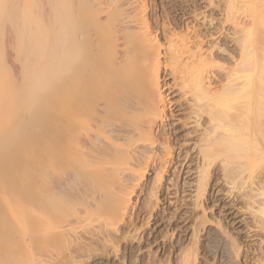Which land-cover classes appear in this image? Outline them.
<instances>
[{"label": "bare ground", "instance_id": "1", "mask_svg": "<svg viewBox=\"0 0 264 264\" xmlns=\"http://www.w3.org/2000/svg\"><path fill=\"white\" fill-rule=\"evenodd\" d=\"M18 1L5 0L4 7L7 13L5 26H2L0 21V30L3 32L4 40V50L0 44V122L4 121L5 117L7 118L5 113L10 108H19L21 114L29 108L32 109L31 104L41 98L44 100L45 96L40 94V97H35L37 100L31 99L25 102V100H21V91L20 93L17 91L13 95H6L9 81L8 68L6 67L7 56L12 57L13 55L10 49H6L7 45V48L8 46L14 47L15 54L24 63V67L28 68L26 73L24 72L25 77L27 75L31 79L26 77L24 91H34L36 85L46 77L53 78L51 77L53 74H55L54 78H56V74H67L64 78L66 79L68 76L67 83H65L68 86L66 87L68 95L67 98L65 97L67 105L64 104V107L66 106L64 112L66 123H62L65 122L61 118L64 115L61 117L57 115L60 118L59 122L51 118L54 120H51L53 124L50 121L49 123L53 126L48 131L46 127H43L46 122L44 116L39 115L40 112L33 111L28 118L21 116L10 126L6 125L4 130L0 131V143L3 145L9 143L11 139L20 134H15V131L22 128L28 121L36 124L39 149L46 151L48 148L50 150L54 145L53 149L58 150L55 148V145L59 144L57 139H59V135H62L60 132L65 130L63 135L67 140L70 153L78 156H75L77 162L82 159L88 165L92 163L94 166L95 163L102 168L108 167L104 166L105 164H111V167L114 164L113 168L117 166V173H127V175L117 177L121 186L118 185L123 189L119 195L120 204L117 208L125 213L131 194L127 188L137 186L140 180L139 171H143L151 165H155L154 167L158 168L160 173L162 170H167L170 165L177 164V159L176 163L173 161V154L177 155L176 151L183 146L182 141L184 143L192 141L195 153L197 152L195 157L197 163L194 162L196 163L194 169L200 173L198 174L199 180L196 181L198 193L204 194L208 178L217 169L224 172L222 173L225 180L234 185L233 189L238 187L240 191V189L249 187L248 190L254 192H246L247 189L241 191L238 210L247 213L253 219V221L250 219L252 223L249 221L251 225L249 222L245 223L247 224L246 230L249 231H246L247 235H260L262 240L264 239V170L254 174L252 166L257 162H253L252 165L251 161L257 159L258 156H264V0H204V5H200L202 0H183L181 4L179 3V6L181 5L180 16L178 13L171 17L167 16V13L164 15L163 12L166 10L164 8L163 15L159 14V18L155 19L151 18L149 14L148 0H25V3L24 0H22L23 3ZM217 9L221 11L222 18H219L221 20L220 23L218 22L219 24L215 22L217 24L215 26L220 25V27L215 28L212 23ZM172 13L170 12V14ZM217 13L220 14V12ZM150 19L155 23H151ZM227 22L231 24L229 26L231 31L223 33L224 28L222 34L225 38L224 36L222 38L220 36L221 29H223L221 25ZM219 39L220 42H216ZM223 45L224 47H222ZM14 66L16 65L14 64ZM163 74L164 76L170 75L171 81H163ZM52 86L54 88L55 84ZM174 92L179 95L177 94L178 98L175 99V103H171L168 96ZM170 97L174 101V98ZM58 99L61 97L59 96ZM58 103L56 102V105ZM61 106L62 111L59 107L58 111L63 113V104ZM47 127L49 126L47 125ZM184 130L187 132L185 133ZM48 135L51 138L50 143L53 144H51V148L47 142ZM64 147V145L60 146V149H64ZM45 153L43 154L45 155ZM116 153L117 159L115 158ZM185 155L188 156V154ZM107 156H111L110 159ZM64 159L66 160V158ZM189 159H191L190 156ZM41 160L38 162L44 169L40 168L39 172L41 173H39L40 178L38 179L41 185H44L48 177L45 176V173L49 171H45L46 162L43 163L42 160L41 163ZM183 161L178 162L179 168ZM82 162L70 165L74 169L71 170V173L66 170L68 173L66 176L69 175L68 181H62L61 185L57 184V189L61 190L60 187L64 188L70 184V179L74 175H78L77 172L79 173L78 167L86 166ZM40 164L38 163V165ZM260 164L262 165V163ZM96 167L97 165L93 169L96 170ZM100 168L98 172L102 169ZM156 168H154L155 172ZM102 172L104 173V171ZM159 172L157 173L159 174ZM93 176L95 175L91 177ZM126 176L132 179V183L126 184L127 186L124 184ZM57 180H55V184L59 182ZM97 180H95L96 183ZM157 180L159 177L156 178ZM100 182L99 179L98 183L100 184ZM88 183L90 184L91 181ZM52 185L54 187V184ZM44 186L47 187L48 184ZM150 186H154L153 183ZM71 187L76 190V187ZM81 187L83 188V186ZM114 187L113 185L112 188ZM82 190L87 191L84 188ZM100 190L101 188L98 192ZM111 190L115 193L114 189ZM83 191L82 193H84ZM95 191L92 192L95 193ZM109 191L107 190V192ZM96 193L94 196H97ZM107 196L110 197V195ZM44 197L46 196L44 195ZM106 197L104 196V198ZM195 197L197 199V196ZM224 199L226 198L224 197ZM112 200L114 202V199ZM99 203L100 201L97 204ZM89 205L91 206V203ZM233 206L235 207V203ZM91 210L97 211L92 207ZM105 210L103 209V211ZM106 214L108 215V213ZM86 215L88 217L89 213ZM113 215L115 216V214ZM40 216H43L42 212ZM42 218L44 219V217ZM216 220L217 225H220V220ZM0 224L6 226L3 221ZM252 224L254 225L252 226ZM97 226L101 228L100 225ZM250 226L255 229L251 230ZM99 228L98 230L102 229ZM224 232L226 231L224 230ZM12 233L17 234L13 231ZM91 233L94 232L91 231ZM12 235L11 231H0V264H41L42 261L37 262L40 258L38 252L41 250L39 249L37 252L39 258L35 257L37 261L34 260L29 248L24 250V246H21L19 250L11 245ZM47 235L49 236L48 233ZM96 235L98 234L96 233ZM18 236L17 239H19ZM21 236L24 237L20 234L19 237ZM51 237L52 239L46 238L54 241V236ZM96 238L98 239V237ZM73 239H75L74 235ZM234 240L237 249L241 245L245 246L242 239L241 241L236 237ZM260 242L258 245L261 244ZM49 243L52 245V242ZM49 243L47 242V244ZM16 244L19 245L14 243V245ZM49 245L45 244V248H50ZM42 248L44 251V246ZM252 249H254V254L256 252L253 257L255 263L252 262V264H264V247L260 245ZM45 250L47 251V249ZM59 252H56L57 255ZM53 253L51 254L54 255ZM52 261L56 262L54 259ZM63 263L62 261L61 264Z\"/></svg>", "mask_w": 264, "mask_h": 264}, {"label": "rangeland", "instance_id": "2", "mask_svg": "<svg viewBox=\"0 0 264 264\" xmlns=\"http://www.w3.org/2000/svg\"><path fill=\"white\" fill-rule=\"evenodd\" d=\"M19 1L23 3L22 0ZM26 1L24 0V3ZM148 1L150 3V4L148 3L149 6L148 11H150L149 14L151 18L155 19V18H159L160 16L159 14L163 15L162 12L165 9L166 10L163 12L164 15H166V13L168 14L167 16L169 17L173 15H177V13L179 15V10H180L179 8L181 7V5L179 6V3L181 4L183 0H148ZM4 2L5 0H0V21L2 26H5V21L7 19V13L5 11ZM204 4H205L204 0H202L200 5H204ZM154 6L155 8H153ZM160 6H162L163 8L162 7L160 8ZM215 11H216V13L214 14L215 19L213 20L212 26L213 25L215 26L216 23L221 21L219 20V18H222L221 11L218 9ZM170 12L173 13L170 14ZM217 12H220L221 15ZM151 20L152 19H150V22L152 23L153 20L152 21ZM230 25H231L230 22H227L226 24L223 23L221 25V27H223V29H221L220 32L221 33L220 36H222V38L224 36V34H222L223 32L222 30H224L225 28L226 32L224 30L223 33H227V31L229 33L231 31L229 27ZM212 26L210 25V27ZM218 27H220V25H218ZM218 27L215 26V28ZM211 29L214 30L213 28ZM226 38L229 39L227 36ZM216 42H220V39L217 40ZM0 44L4 50L3 32L1 30H0ZM222 47H224V45ZM6 49H10L13 53L12 57L7 56L6 67L8 68L7 76L9 81H8V90L6 91V95L7 94L13 95L17 91H19V93L21 91L20 94L21 100H25V102L40 97V94H43L45 96L43 97L44 100H42V98L40 100L38 99L39 101L36 99L37 101L31 104L33 108L32 109L29 108L26 111L21 112V114L19 108L17 107L10 108L9 111L5 113L7 115V118L5 117L4 118L5 120L0 122L1 124L0 131L4 130V127L6 125L10 126L11 124H13L18 118H21V116L28 118L30 113H32L33 111L37 113L40 112L39 115L44 116L43 118L44 120H46V122L44 123L43 127H46L48 131L50 127L53 126L51 124H53L54 120H57L59 122L60 118L57 115H60V117L64 115L61 118L63 119V121H65L64 117L66 118V116L64 112L66 110L65 109L66 106L64 107V104L67 103V99H65V97L67 98L68 95L67 93L68 89L66 88L68 86L65 83H67L66 80L68 79L67 78L68 76H66V79L64 78L65 75L67 74L61 73L63 75V78L61 74L59 75L56 74L57 76L56 78H54L55 76L53 75L55 74H53L51 76L53 78L50 79L46 77L45 80L41 81V83L43 82L42 84L40 83L36 85L37 87L35 88L36 89L38 88L37 90L35 89L36 91L35 90L24 91L25 89L24 84H26V82L24 83V81H26L27 78L31 79L27 75H26L27 78L25 77L26 69L28 68H25L23 65L24 63L21 60H19L18 56L15 54V50L13 46H8L7 48L6 45ZM227 54L231 55V53L229 52H227ZM14 64L16 66H14ZM164 77H162V79H164L163 81L165 80L167 82L171 81L170 75ZM54 84L55 87L53 88L52 85ZM57 85H61L62 87L60 86L57 87ZM175 93L176 92L168 96L171 103L172 102L175 103V99L178 98L179 94L178 93L175 94ZM59 96L61 97V99H58ZM170 96L174 98L173 99L174 101H172V98ZM55 100H58L56 102L57 103L59 102L60 104L58 103L56 105ZM62 104L64 110L63 113H60V111H62V108H60L62 107L61 106ZM55 108L56 110H54ZM51 118H53L54 120ZM49 121L51 124L49 123ZM62 123L65 124L66 121ZM47 125L49 127H47ZM64 131L60 132L62 133V135H59L61 138L58 137L59 139H57V143L59 142V144L55 145V148H57L58 150L53 149L54 145L50 143L51 138L49 137V135L47 137L48 140L47 139L46 140L50 145L49 148H51V146L53 145L51 148L52 150L51 149L49 150L48 148L46 149V151L41 150V148L39 149L36 124L35 122H28V121L23 125L22 128H19L15 131V134L16 133H20V134L14 137V139H11L9 143L5 145L0 143V221H1L0 223H2L3 221V223L6 224L5 227L2 224H0V231L8 230V232L11 231V234L13 235L14 233H12V231L17 233L16 235H14L15 237L13 235L11 236L13 241H16V242L11 241V245L15 246L19 250L21 249V246H24L23 247L25 248L24 250H28L29 248L30 249L29 251L32 252L34 258L40 257L38 261L37 258H35L34 260H36L37 262L42 261L43 263L41 262V264H48V263L53 264L54 263L52 261L53 259L56 261L54 264H61L62 261L64 262L63 264H183V263L184 264L186 263L188 264H252V262L255 263V259H253V257L255 256L256 252L254 254V249L252 248H257L260 245L264 247V239L262 240L260 235L259 236L256 235L249 236L250 234L247 235L249 231L246 230L245 226L247 224L245 223H248L252 218H250V215L248 216L247 213H242L239 212L238 210V207L240 206L239 194L241 193V191L242 190L244 191L246 189H247L246 192L249 191V193H253L254 191L252 192L248 190L249 187L247 188L245 187V189H240V191L238 187L237 188L235 187L233 189L234 185L225 180L223 174L224 172L219 171V169H217L215 170V172L213 171L211 173L210 177L208 178L209 182L207 181L206 184V190L203 195H200L197 191V182L199 180L198 174L200 173L197 172V169H194L197 163L196 161L197 158H195L197 152L195 153V148H193V145L191 144L192 141L189 142L187 141L188 143L186 142L184 143V141H182L183 146H181V149L176 151L178 156L175 153L173 154L174 157L173 161L175 162L177 159L178 160L176 161L177 164H174L173 166L170 165L169 166L170 168L164 170L165 172L162 170V172L160 173L159 170H157L158 168L154 167L155 165L154 166L151 165V167H148L143 171L141 170L139 171L140 180L138 181L137 186L135 185L134 187L127 188L131 194L129 196L130 202L127 204L126 212L124 213L123 210L121 212V209L120 211L118 209L120 204L119 195H121V191H123V189L122 187H120L121 185L120 182L118 183L117 177L119 176L122 177L125 174L127 175V173H123V172L117 173V166L113 168L114 164L112 165V167L111 164H109L110 166L105 164L104 166H108V167L102 168V166L95 163L94 166L92 163L91 165L89 164L90 165L89 166L88 164L84 163V160H82L81 158H80L81 161L79 160V162H77V159H75L76 154L74 155V153H70L67 140L63 135ZM184 132L186 133L187 131L184 130ZM54 138H56V136H54ZM60 139L61 141H59ZM62 144L65 146L64 147L65 150L63 148L60 149V146H63ZM57 145L58 147H56ZM190 147H192L193 149L192 148L190 149ZM187 148L189 149L187 150ZM40 151L42 152L41 154L45 152L48 153V154L45 153V155L47 154L46 156L43 154L42 156L39 157L40 160L41 159L43 160V163L44 161L46 162V164L44 165V167L46 168L45 171L46 172L51 171V173L49 172L45 173L46 174L45 176L48 177L46 178L45 180L46 184L44 185L48 184L47 187L41 185L38 179L40 178L39 173H41L39 171H41V169H44L43 166H41L40 162H38L40 161L38 158V156L41 155L39 153ZM51 151L53 152V154ZM186 151L187 153H184ZM185 154H188V156ZM53 155L54 157H52ZM111 156H107L108 159H110L109 157ZM189 156L191 159H189ZM258 157L257 159L255 158L256 160L255 159L251 160L252 165L255 163V161L257 162L255 163V165L253 166L248 165L250 167L252 166V168L255 171L254 174H257L260 171L264 170L263 167L264 156H258ZM64 158H66V160ZM115 158L117 159V153ZM192 158L194 159V161ZM180 161L181 162L183 161L181 168H179L180 165L179 163H181ZM75 162L80 164L82 162V164H85L86 166L80 165V168L78 167L79 170H77L79 171V173L77 172V174L80 175L79 176L74 175V177L75 176L77 177L71 178L69 182L70 184H67V186H65L64 188L60 187L61 190L57 189L56 188L58 187L57 184L61 185L62 181L63 182L68 181L69 175L66 176V174L71 173V170L74 168L70 165L71 164L75 165ZM38 163L40 165H38ZM260 163H262V165ZM96 165H97L96 167L97 169L94 170L93 168H95ZM91 166L93 167L91 168ZM99 167L102 168V169L100 168L101 173L98 172ZM260 167L262 168V170ZM154 168H156L157 170L156 172ZM66 170L68 171V173H66L67 172ZM102 171H104V173ZM157 172H159V174ZM156 173L158 174V176ZM55 175L56 177L54 178ZM92 175H95L96 177L95 176L91 177ZM154 176L155 177L157 176L156 177L157 179L159 177V180L156 181V178ZM66 177L67 180H65ZM94 177L98 179L97 183L100 179L102 184L100 182V184L98 183L97 185L95 181L96 179ZM91 178L93 181L91 180ZM56 179H58L57 181L59 182L55 184ZM126 180L129 182L127 183ZM126 180H124L125 181L124 184L130 185L129 183L131 182L132 179H129L126 176ZM80 181L83 182L81 183ZM90 181H91L90 183L91 186L89 187L90 184L88 182ZM112 183L116 188L115 187L112 188L113 186ZM152 183L154 186H150L152 185ZM52 184H54V187H52L53 186ZM69 185L76 187V190L73 187L70 188ZM79 185L83 186L84 190H87L85 191L86 193L82 190L83 188ZM95 185L99 187H96ZM78 187H80L81 189ZM106 187H108L109 189L108 188L106 189ZM89 188H91L92 190L90 189L91 190L90 191ZM100 188H101L100 190L101 193L98 192ZM149 188H151V190H149ZM111 189H114L116 194L112 192L113 190ZM81 190L85 194L82 193ZM95 190L97 191V193ZM107 190L110 191L107 192ZM41 191L43 193L46 192L47 194L44 193V195L48 197L47 198L44 197L43 193L42 196ZM92 191H95L97 196H94L95 193ZM48 192H50L49 193L50 196L48 195ZM99 193H100V197H99ZM107 195H110V197ZM104 196L107 197L104 198ZM195 196H197V199ZM93 197H95L94 200ZM108 197L114 199L115 203L113 202L112 199L109 200ZM224 197L226 199H224ZM41 198H43L44 200ZM106 199H108L109 201ZM116 200H117V206H116ZM48 201L50 204L48 203ZM99 201L101 204L100 203L97 204ZM220 202L221 204H219ZM90 203L91 206L89 205ZM234 203H235V207L233 206ZM94 205L97 207L95 208ZM112 206L114 209L112 208ZM114 206L119 212L117 211L115 212L116 209ZM91 207L94 210L97 209V211L91 210ZM103 209L106 210L103 211ZM40 211L42 212L43 215L42 217H44V219L40 216L41 213ZM88 213L89 215L87 217L86 214ZM90 213L92 214V217ZM106 213H108V215ZM113 214H115L116 217ZM82 215L86 217L84 216L82 217ZM96 217H98L99 219ZM1 218H3L4 220H2ZM86 218L89 219L87 220ZM116 218L117 220H115ZM78 219L79 220L83 219V220L79 222ZM216 219L220 220L221 223L220 225H217ZM252 221L250 222L252 223ZM113 222L115 225L113 224ZM97 225H100L102 229L99 228V226ZM253 225L254 224H252V226ZM252 226H250V228L251 230H254L255 228H253ZM98 228L101 229L102 231L98 230ZM96 230L100 232L98 233ZM224 230L226 232H224ZM91 231H93L94 233H91ZM246 231L248 232L246 233ZM47 233L49 234V236L47 235ZM96 233L98 235H96ZM20 234L23 235L24 237L23 238L22 236L19 237ZM17 235H19L18 236L19 239H17ZM73 235L75 239H73ZM51 236H54L53 237L54 241L51 240L52 239ZM46 237H49L51 239H48ZM95 237L101 239L98 240L97 238L95 239ZM236 237L239 240L241 239L243 240L241 241L243 244H245L244 247L241 245L240 248L238 249L236 248L237 245L236 244L234 245V243H236V241L234 240L236 239ZM87 238L90 239L91 241L89 242ZM46 241L48 243L52 242V245L51 243H49L50 245L47 244ZM259 242L261 243L260 245H258ZM14 243H18L19 245L17 244L14 245ZM45 244L49 245L50 248L48 247L45 248ZM43 246H44V251L42 250ZM39 249L41 251H39ZM45 249H47V251ZM51 250L53 251L51 252ZM55 251L56 252L60 251L58 253L59 256ZM37 252L39 253V257ZM50 252L51 253L54 252L53 254L54 255L56 254L57 256L52 255ZM35 253L37 255H34ZM53 257H55L56 259ZM185 257L188 259H186ZM60 258L62 259V261Z\"/></svg>", "mask_w": 264, "mask_h": 264}]
</instances>
